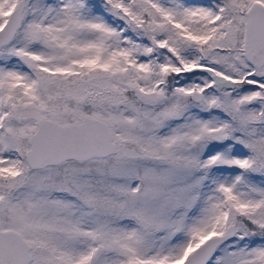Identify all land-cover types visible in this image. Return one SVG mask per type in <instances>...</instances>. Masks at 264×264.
<instances>
[{
    "label": "snow or ice",
    "instance_id": "snow-or-ice-1",
    "mask_svg": "<svg viewBox=\"0 0 264 264\" xmlns=\"http://www.w3.org/2000/svg\"><path fill=\"white\" fill-rule=\"evenodd\" d=\"M0 264H264V0H0Z\"/></svg>",
    "mask_w": 264,
    "mask_h": 264
}]
</instances>
